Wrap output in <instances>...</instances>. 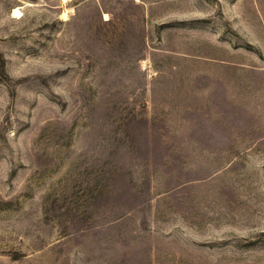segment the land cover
I'll use <instances>...</instances> for the list:
<instances>
[{
    "label": "rangeland",
    "instance_id": "374dc122",
    "mask_svg": "<svg viewBox=\"0 0 264 264\" xmlns=\"http://www.w3.org/2000/svg\"><path fill=\"white\" fill-rule=\"evenodd\" d=\"M0 264H264V0H0Z\"/></svg>",
    "mask_w": 264,
    "mask_h": 264
},
{
    "label": "bare ground",
    "instance_id": "6f19581e",
    "mask_svg": "<svg viewBox=\"0 0 264 264\" xmlns=\"http://www.w3.org/2000/svg\"><path fill=\"white\" fill-rule=\"evenodd\" d=\"M14 15L16 17H20V11L19 9L15 8L14 11H13ZM107 17V15H105ZM62 19L66 20L68 18L67 16V12H62V15H61ZM106 19V18H105Z\"/></svg>",
    "mask_w": 264,
    "mask_h": 264
}]
</instances>
